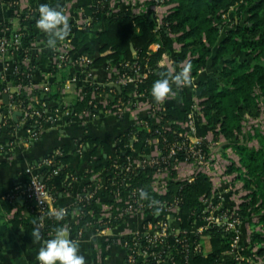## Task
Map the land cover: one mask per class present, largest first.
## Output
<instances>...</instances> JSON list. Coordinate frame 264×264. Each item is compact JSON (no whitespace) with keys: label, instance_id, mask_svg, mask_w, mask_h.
<instances>
[{"label":"trees","instance_id":"obj_1","mask_svg":"<svg viewBox=\"0 0 264 264\" xmlns=\"http://www.w3.org/2000/svg\"><path fill=\"white\" fill-rule=\"evenodd\" d=\"M163 1L159 5H173V7L159 21L153 12L149 13V17L145 14L132 17L128 13H113L110 0H96L92 7L85 9L83 15L85 19L90 18L92 23L84 25V29H77L69 37L75 47L70 55L77 54L82 48H84L83 54L92 56L98 51V46H101L102 51L110 49L109 56L98 57L95 63L110 60L109 68L115 67L121 76L125 75L131 78L137 75L138 70L141 71L142 64H146L148 74L145 78L138 79L136 88V93L144 98H151L153 82L161 78L162 72L168 70L161 65V59L164 54L169 52L175 41L182 44L181 51L176 54L178 60L184 62L189 57L187 64L191 66V77L197 78L204 70H211L205 80L198 82L196 98L200 100L199 105L202 107L207 124L213 126L215 121L220 124L219 131H214L215 140L218 141L222 136L227 142H233L230 148L238 155L239 165L233 161L228 166L227 173L230 175L239 173L243 189L247 192L235 217H238L240 221L256 219V222L250 223L253 228L251 240L259 249L258 255L264 257V133L253 123L260 120L261 104L264 103V0ZM5 3L17 10V5L14 4L17 3L15 0H6ZM42 3L61 10L66 7L62 0H44V2L43 0H30L29 8L15 14L14 18L19 19L24 35L21 39L23 43L18 51V58L13 61L17 67V73L12 75L11 80L21 87L31 84L32 74L40 61L31 57L29 47L37 37L36 20L39 18V6ZM151 3L157 5L154 1ZM30 9L34 11L31 12ZM224 15L228 16L227 19L224 18ZM104 16H107V19L104 20V31H95L94 29L99 27ZM230 20L233 21L232 26H230ZM13 25L12 22L5 26L12 28ZM131 44L137 50L135 56L131 52ZM153 44L160 46L158 51L153 52L150 49ZM53 55L55 56V52ZM26 59L29 60L28 65L23 62ZM43 63L46 64L45 60ZM69 64L70 62H67L62 68ZM62 68H58L56 65L50 66L51 72L55 76ZM117 82L118 80L115 81V83ZM56 85L58 88L61 87L58 83ZM6 88H8L7 83L0 85V91L4 92ZM114 91V88H110L108 85L88 84L84 98L72 102L71 115L78 116L84 112L97 115L103 111L102 106L90 98L89 95L92 93L109 95L112 107L122 101L125 103V111L136 109V101L129 97L131 92L129 86L123 85L122 94ZM59 94L60 89L50 87L49 91L39 90L32 95L13 94L10 102L26 106L31 98L38 97L42 102L49 104L59 100ZM91 102L96 103L97 108H94L90 104ZM193 105V101H186L184 110L164 108L157 111L156 115L160 121L158 124L154 123L152 119H147V126L139 123L130 126L116 141L118 144L117 154L124 158L131 152L121 155V149L132 146L134 149L142 147L144 150L150 141L158 140L161 151L159 161H162L167 157L170 146H174L177 150V145L184 141V130L180 124L187 120ZM45 122L46 120L41 119V125H44ZM166 124L169 129L164 128ZM30 126L32 127L33 124L28 125L27 129H30ZM2 127H6L10 134L14 132L15 126L10 116H3V121L0 123V128ZM247 127H251L255 133L252 134L249 129L247 130ZM253 141H257L258 144L251 145ZM86 142L90 148H93L92 155H97L99 150L101 151L100 164L101 162L106 163L104 166H95L93 173L106 172L109 190H111V181L115 177L114 181L118 184L124 201L129 195H132L131 191L134 188L141 189L147 194L144 196L148 207L146 212L152 214V219H155L156 215H160L159 220L167 219L165 215L168 208L178 201L182 233L176 236L174 232H170L167 237L162 238L151 249L158 258L148 257L146 264H156L158 259L161 260V264H219L223 255L232 250L233 239L230 238L225 226H211L204 229L202 234L195 236L190 233L196 222L203 221L208 216L202 212L203 202H210L212 206L218 207L221 200L218 195L214 194L213 184L206 173L198 172L193 181L178 179L175 167L178 163L186 160L183 152L176 151V155L167 164H162L169 172V179L167 193L158 194L152 187L156 168L138 167L135 171L130 172L124 180V177L118 174L121 172V168L113 167L117 162L113 160L111 146L106 142L90 138H87ZM199 148L208 159L212 156L211 150L215 146H212L211 142L202 141ZM226 153L227 151L222 152L223 155ZM66 158L64 154L63 157L58 158V161L64 165L60 175L64 190H69L72 176L66 166ZM121 166L125 167V164ZM91 175L89 174L88 177ZM45 183L52 197L54 194L56 195L55 180H46ZM91 185L92 183L89 182L87 187H91ZM111 193L110 191L109 194ZM81 205L84 214L79 223H72L65 214L59 221L56 219V213L47 214L44 219V231L54 234L56 227L63 224L68 225L74 233H78L82 229L85 233L88 230L86 229L87 224L96 222L102 217L103 203L91 201ZM119 206L121 209L126 208L124 203ZM149 206H152V209H149ZM27 208V203L20 207L11 221L13 228L21 225L31 229L35 227L33 221L37 216L24 215L23 211ZM228 216L231 217L230 213ZM124 224V219L113 220L112 218L110 228H118ZM108 227L105 225L102 229ZM203 237L209 238L211 248L208 254H204L203 251L206 242ZM194 247L199 248L193 251ZM227 264L251 263L246 259H238L236 256Z\"/></svg>","mask_w":264,"mask_h":264},{"label":"crops","instance_id":"obj_2","mask_svg":"<svg viewBox=\"0 0 264 264\" xmlns=\"http://www.w3.org/2000/svg\"><path fill=\"white\" fill-rule=\"evenodd\" d=\"M17 2V10L11 8L6 0H0V37H6L10 40L11 31L9 27L5 26L14 21V16L17 11H23L30 7V0H15ZM66 5V14L71 25V32L65 41L71 37L77 29H84V25L92 23L90 18H84L85 9L92 7L96 0H62ZM110 7L113 13H128L134 16L148 15L153 12L155 16L161 21L167 14L171 6H156L151 3V0H110ZM97 29V32H103L105 29L104 20ZM37 37L33 44L30 45V55L32 58L39 59V64L32 74L31 84L27 87H19L12 82L11 77L14 74L12 69H6L0 58V85L7 83L8 93L0 91V123L3 121V116L8 114V108L13 94L32 95L34 92L42 90L47 83L51 88L60 89L59 100L52 101L51 106L65 103L72 106V102L82 100L85 95V89L88 84L93 83L100 86L115 84L119 78L118 70L113 67L109 68L110 60H105L102 63H95L98 57H107L111 54V50L102 51L98 46L96 54L91 56L92 66L87 72L81 71L76 65L70 63L62 68L55 76L52 74L50 66L56 63V58L53 55L54 48L47 46L48 35L37 28ZM63 42V41H62ZM62 42H58L56 47H60ZM158 44H153L150 49L153 52L158 51ZM55 47V48H56ZM131 52L135 56L137 50L131 44ZM84 48L79 50L77 54H81ZM182 49V44L175 41L168 53L164 54L161 59V65L173 71L179 70L183 64H187L189 57L184 62H180L177 57ZM45 60L46 64L43 63ZM29 63V61H28ZM28 63H24L28 65ZM210 69L201 72L197 78L191 77V83L181 88L174 87V95H170L163 101H157L153 96L151 98H144L136 93L137 81L128 83L127 86L131 88L129 97L136 101L137 107L133 111H127L121 118L116 115L109 101V95L90 94V98L94 99L98 105L103 108L97 115L93 116H77L68 117L61 115V117H51L46 119L43 125L41 136L31 141L27 127L22 123V117L18 118V122L11 119L15 126L12 134L6 127L0 128V264H40L37 259L38 250L42 241H36L31 233L32 230L28 226L21 225L13 228L11 221L19 211L20 207L24 206V201L19 198H14L18 188L27 184L29 177L26 173L28 167H39L43 161L52 156L57 150L65 153L66 166L70 170L72 176V184L69 190H64V184L60 177L55 179L56 195L49 200V209L51 213L55 214L59 210H64L67 217L71 221L78 218L75 210V203L83 194L85 187L90 181L88 177L95 166H104L106 163L101 162L102 153L99 150L97 155H92L93 148L85 141L87 138L106 142L111 146L113 160L117 163L122 161V157L117 154V139L123 135L130 126L139 121H152L158 124L160 121L154 114V109L161 108H179L185 109L186 101H193L194 105L190 111L195 115V132L190 133V140L197 143L202 141L211 142L212 146L225 143L224 137L220 136L218 141L215 140L214 131H219L220 124L215 121L213 126H209L205 120L202 112V107L199 105L200 100L196 98V91L198 82L205 80ZM92 77H89L88 74ZM141 73L148 74L146 64L141 65ZM61 87H57V84ZM122 86L123 85L119 84ZM114 92H119L114 88ZM7 96V102L5 101ZM8 103V104H7ZM14 114V113H13ZM147 122V121H146ZM5 123V122H4ZM183 123V122H182ZM182 127V126H181ZM184 129V128H183ZM80 143H84L85 149L82 154H78L77 149ZM11 144V145H10ZM228 150H225L228 153ZM131 152L134 164L139 165L142 157L152 158L161 156L160 144L158 140L150 141L146 149L142 147L134 149L132 146L121 149V155ZM224 152V151H222ZM222 152L215 153L212 164L204 171L213 184L214 194L219 196L221 200L220 206H212L209 202L203 203V209L209 212V218L205 221L196 223L195 228L191 230L192 236L202 234L204 229L211 226H225L226 231L228 227V234L233 239L232 250L226 252L219 264H227L231 262L236 256L238 259H246L251 264H264V259L256 253V250L251 247V233L253 228L251 222H256V219L249 221H240L234 227L227 226L232 222L239 206L243 202V197L247 192L243 187H238L239 193L233 192L232 185L227 182L230 178H234L235 174H228V164L224 161ZM237 160V159H236ZM225 162L224 165L220 163ZM239 165L238 161H235ZM61 163V162H60ZM221 165V166H220ZM226 165H228L226 167ZM218 168L219 174L211 169ZM220 169H223L221 172ZM178 179H193L198 173L197 167L188 163H181L177 166ZM104 172V171H103ZM101 172L99 175H103ZM234 175V176H233ZM169 179V173H165L158 177V180ZM236 179L237 175H236ZM231 180V181H232ZM239 181V180H238ZM225 211V212H224ZM230 213L231 217L228 216ZM26 214V210L23 211ZM145 219L141 216L131 217L125 226H121L114 230H107L103 235L97 234L92 229L85 231L82 237H76L70 231L71 237L78 240L81 246V253L86 257L87 264H125L127 260V251L122 244V239L132 232H143L145 229ZM42 236L46 239L49 235ZM205 242L204 254L210 251L209 238L203 237ZM246 242V243H245ZM255 246V245H254ZM251 247V250L249 248ZM253 256V260L246 256ZM258 252V250H257ZM246 255V256H245Z\"/></svg>","mask_w":264,"mask_h":264},{"label":"built area","instance_id":"obj_3","mask_svg":"<svg viewBox=\"0 0 264 264\" xmlns=\"http://www.w3.org/2000/svg\"><path fill=\"white\" fill-rule=\"evenodd\" d=\"M153 1L157 3L156 6H159V4H162L164 2L163 0ZM14 4L17 5V3ZM62 10L66 13L67 9L64 8ZM30 11L33 12L34 10L30 9ZM19 12L20 11H17L16 13ZM224 18H226V15H224ZM13 24V27L10 29L12 34L10 36V40L6 37H0V58L3 64L5 65L6 69H12L13 73L16 74L17 67L13 63V61L18 58V51L22 47L23 42L21 39L24 34L22 28L20 27L19 19L14 18ZM157 48H160V46L157 45ZM73 49H75V47L72 44L70 38L66 41H63L60 47L54 48L55 58L57 61L56 63H53V65H56L58 68H62L67 62H70L76 65L83 72L89 71L93 63L91 56L83 53L71 56L70 52ZM28 61L29 60L26 59L23 62L28 63ZM127 66L130 65L127 64ZM136 73L137 75L134 78L126 77L125 75L121 76L119 73V78L117 79L118 82L115 84H122L125 86L128 85V83L130 82L138 81V79L140 78H145V75H143L141 71L139 72L138 70V72ZM88 75L89 77H92L90 73ZM42 90L45 92L49 91L50 86L46 83ZM8 91L9 89L6 88L4 92L8 93ZM12 98L13 96H11V99ZM90 104L93 105L94 108H97L96 103L91 102ZM113 109V111L119 117L125 115V113L127 112L125 111V103H123L122 101H119ZM8 110V114L10 115V117L13 115V113L21 112L22 123L26 127H28V125L33 124V126H30L31 128L28 129L31 141L38 139L42 134L43 125H41V119L46 120L50 119L51 117L57 118L61 117V115H66L70 118L77 117L71 115V105L61 103L56 105V107H53L50 105V103L48 104L46 102H42L41 99H39L38 97L31 98L29 104H27L26 106H21V104L10 102ZM157 111H161V108L154 109L155 115ZM79 116L86 117L93 115L90 112H84V114L78 115V117ZM138 123L147 126L146 121H139ZM180 125L182 126V128H184V141L177 145V150L174 146H170L167 157L164 158L162 161H159L160 156L152 158L142 157L139 165L136 166L134 164L133 157L130 155H126L121 162L116 163V165H114L113 167L115 169L121 168V172L118 174L123 176L124 180H126L125 177L128 176L130 172L135 171V169L138 167L156 168L157 171L153 177L152 187L154 192L158 194L167 193L168 179L158 180V177L165 173H169L166 166L164 165L163 167L162 164H167L169 160H171L176 155V151L183 152L186 158L185 161L178 163V165L181 163H188L197 167L198 172H200L201 170L204 171L207 167L212 164L214 149L211 150L212 156L207 159L205 153L199 148L200 142L195 143L190 140L189 135L190 133L195 132L196 128L194 112L190 111L187 120L181 123ZM164 128L169 129V126L166 124ZM84 149V143H80L77 149L78 154H82ZM64 154L65 153L61 150H57L51 157L45 159L42 165H40L39 167H28L26 173L29 177V180L25 186L18 188V190L16 191L17 193H15L14 195V198L22 199V201L28 204L26 214L24 215L28 216L31 214L33 216H37V218L41 216L39 223L41 224V233L43 235L50 234L44 231V219L47 214H53L49 209V200L52 199V195L50 194L45 181L50 179L55 180L57 177H60L61 169L64 167V165L58 161V158L63 157ZM122 164H125V167H122ZM177 166L175 167L176 170ZM91 174L92 175L89 181L92 183L91 187L86 186L83 192L84 195H81L75 203V210L77 211L78 218L75 221H70L76 224L79 223V220L84 214L83 206L81 204L90 203L91 201H96V203H103L102 210L104 213L102 214V217L98 219V221L90 222L89 224H87L86 229H92L99 235H103L107 230L117 229L110 228L112 218L113 220L124 219L125 224L121 226H125L131 217H135L138 215L143 217L145 219L146 225L144 231L139 233H129L126 237H124V239H122V244L127 251V260L125 264H146L148 257L158 258L157 254H155L154 251H151V249L155 247L162 238L167 237L170 232H174L176 236L182 233V230L180 228L181 219L179 217L180 207L178 205V201H175V203L171 204L168 208L165 215L167 219L159 220L160 215H156V218L152 219V214L150 212H146L148 207L145 203V197L141 195V189L134 188L131 191L132 195H129L128 198L124 201L121 192L119 191L118 184L114 181L115 177L111 181V190H109V180L106 179V172H103V175L95 174L93 172H91ZM186 180L193 181L194 178ZM110 191L112 192L111 194H109ZM121 203H124V205H126L125 209H121V207L119 206ZM151 205L153 206V204ZM152 206H149V209H152ZM202 212L209 215V212L203 209V207ZM64 214L67 215V213ZM207 218H209V216H207L203 221H205ZM239 223L240 219L238 217H235L232 222L227 224V226H229L230 228L238 225ZM105 225L109 227L102 229V227ZM193 228H195V226L192 227V229ZM69 230L74 236L78 238L84 235L83 229L80 230L78 233H74L71 228H69ZM228 230L229 229L227 227V231ZM198 248L199 247H194L193 251L198 250ZM156 264H161V260L158 259Z\"/></svg>","mask_w":264,"mask_h":264},{"label":"clouds","instance_id":"obj_4","mask_svg":"<svg viewBox=\"0 0 264 264\" xmlns=\"http://www.w3.org/2000/svg\"><path fill=\"white\" fill-rule=\"evenodd\" d=\"M39 18L36 20L38 29L48 35L47 46L55 48L58 42L65 41L71 32V25L67 14L58 8L47 3L39 6ZM190 64H183L179 70L168 69L160 74L161 78L156 79L151 87V95L157 101H163L170 95H174V87L181 88L191 83ZM142 196L147 194L143 191ZM64 210L56 213V219L62 220ZM41 216L33 221L35 227L32 230V237L36 241H42L37 253L40 264H87L86 257L81 253V246L78 240L71 237L70 230L66 225L60 224L56 227L54 234L50 233L49 238H44L41 233Z\"/></svg>","mask_w":264,"mask_h":264},{"label":"rangeland","instance_id":"obj_5","mask_svg":"<svg viewBox=\"0 0 264 264\" xmlns=\"http://www.w3.org/2000/svg\"><path fill=\"white\" fill-rule=\"evenodd\" d=\"M151 2H153V0H151ZM159 6H162V5H159ZM232 11V10H231ZM227 17L228 16H226V19H227ZM228 21V20H227ZM231 23V24H230ZM230 23L228 22V24H230V26H232L233 25V21H231L230 20ZM261 118H260V120L257 122V121H254L253 123L255 124V127H259V129L261 130V131H263V133H264V103H262L261 104ZM258 125V126H257ZM250 130L251 132H252V134H254L255 133V131L254 130H251V127H247V130ZM227 142V141H226ZM258 144V142L257 141H253L252 143H251V145H257ZM237 159V160H236ZM213 160V159H212ZM224 161L228 164V165H231L232 164V162L233 161H238V155L237 154H235V152L233 151V150H228V153H227V156L226 157H224ZM225 162H222V163H220L221 165H224V163ZM210 165V164H209ZM220 165V166H221ZM228 165H226V167L228 166ZM211 169L213 170V171H215V170H217V171H215V173L216 174H219V170H218V168H213V167H211ZM220 171L222 172L223 171V169H220ZM238 174L239 173H237V174H235V176H234V178H233V180H232V178H230V181H228L227 183L228 184H230V185H232V189H233V192H236V193H239V190L240 189H238V190H236L235 191V189H237L238 187H243V182H242V180H241V178H239V176H238ZM236 175H237V178H238V180L236 179ZM232 180V181H231ZM245 191V190H244ZM246 192V191H245ZM253 219V218H252ZM255 219V218H254ZM257 230H259V229H257ZM246 243V242H245ZM251 247L253 248V249H255L256 250V253H258L257 252V250H259L258 249V247H256V246H254V244H253V242L251 243ZM251 247L249 248V250H251ZM252 254H254V252H252L249 256H246V257H248L249 259H251V260H253V256H251ZM261 258V260L262 259H264V257H260Z\"/></svg>","mask_w":264,"mask_h":264},{"label":"water","instance_id":"obj_6","mask_svg":"<svg viewBox=\"0 0 264 264\" xmlns=\"http://www.w3.org/2000/svg\"><path fill=\"white\" fill-rule=\"evenodd\" d=\"M108 86L110 88L117 89L119 91V93L122 94V86L117 85V84H109ZM4 98H5V101H6L7 100V96H5ZM19 117H22V113L21 112H16V113L13 114V119L16 122H18V118ZM232 144H233V142H225V143H222V144H220V145H218L217 147L214 148L213 153L215 154V153H220L222 151H225V150L229 149Z\"/></svg>","mask_w":264,"mask_h":264}]
</instances>
